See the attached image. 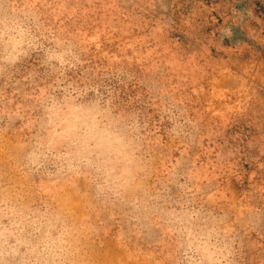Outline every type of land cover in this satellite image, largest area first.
Listing matches in <instances>:
<instances>
[{
	"label": "rangeland",
	"instance_id": "1",
	"mask_svg": "<svg viewBox=\"0 0 264 264\" xmlns=\"http://www.w3.org/2000/svg\"><path fill=\"white\" fill-rule=\"evenodd\" d=\"M0 264H264V0H0Z\"/></svg>",
	"mask_w": 264,
	"mask_h": 264
}]
</instances>
